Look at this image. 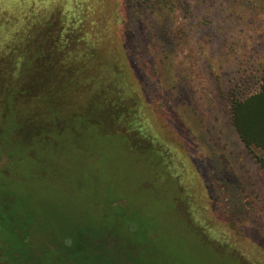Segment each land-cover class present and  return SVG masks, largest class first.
Masks as SVG:
<instances>
[{
    "label": "rangeland",
    "instance_id": "374dc122",
    "mask_svg": "<svg viewBox=\"0 0 264 264\" xmlns=\"http://www.w3.org/2000/svg\"><path fill=\"white\" fill-rule=\"evenodd\" d=\"M137 16L127 0H0V47L31 22L118 57L139 106L129 137L160 156L89 124L81 101L60 135L22 131L29 152L12 151L0 193L23 197L47 248L82 231L110 237L123 264H264V154L230 121L231 102L264 84V0H167Z\"/></svg>",
    "mask_w": 264,
    "mask_h": 264
},
{
    "label": "trees",
    "instance_id": "16d2710c",
    "mask_svg": "<svg viewBox=\"0 0 264 264\" xmlns=\"http://www.w3.org/2000/svg\"><path fill=\"white\" fill-rule=\"evenodd\" d=\"M166 1L127 0V3L137 7L138 18L144 7ZM46 21L45 26L50 28L51 21L49 18ZM39 25L26 23L23 31L11 34L0 47L2 179H8L6 167L14 160L12 151L29 152L22 131L25 137L35 130H39L40 136L50 130L60 135L66 127L60 112L63 108H75L81 101L86 102L85 108L90 112L86 113L90 114L89 124H104L108 131L120 134L130 148L154 152L150 144L141 146L129 137L136 130L139 106L131 93L130 72L125 64L118 62L117 56L114 62L105 58L99 62L92 45L84 46L70 30L42 29L44 26ZM71 91L74 94L69 97ZM49 112L54 118L47 121ZM82 115L74 113L71 118L81 120ZM82 121L81 124H86ZM230 121L245 146L264 154V84L258 92L231 102ZM32 213L23 197L12 191L0 193V264H42V253L49 250L54 252L57 264H116L115 261L123 264L119 255L108 250L113 243L110 237L96 241L92 233L84 235L76 231L48 248L38 244L32 238Z\"/></svg>",
    "mask_w": 264,
    "mask_h": 264
}]
</instances>
